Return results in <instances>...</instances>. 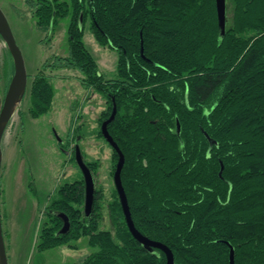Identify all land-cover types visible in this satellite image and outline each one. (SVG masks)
I'll return each instance as SVG.
<instances>
[{"label": "trees", "instance_id": "obj_1", "mask_svg": "<svg viewBox=\"0 0 264 264\" xmlns=\"http://www.w3.org/2000/svg\"><path fill=\"white\" fill-rule=\"evenodd\" d=\"M29 4L40 26L54 27L71 12L68 54L33 74L31 115L52 106L45 67L78 69L82 82L107 98L102 119L117 105L108 130L125 155L121 177L137 229L168 245L174 264H230L231 249L235 264H264V0H228L223 38L216 0ZM88 18L96 40L119 53L113 78L99 71L83 40ZM7 52L0 111L14 74ZM83 158L95 177L99 164ZM57 194L48 208L56 226L43 227L39 249L88 235L97 250L71 264H166L163 250H148L133 236L116 191L108 229L100 228L101 188L88 216L79 207L84 178L61 184Z\"/></svg>", "mask_w": 264, "mask_h": 264}, {"label": "rangeland", "instance_id": "obj_2", "mask_svg": "<svg viewBox=\"0 0 264 264\" xmlns=\"http://www.w3.org/2000/svg\"><path fill=\"white\" fill-rule=\"evenodd\" d=\"M0 6L22 51L27 71L32 75L28 77L25 96L2 140L0 202L8 264L79 262L97 250L89 243L88 235L48 249H39L38 243L44 226H56L48 208L51 209V202L57 198L59 186L84 178L72 156L75 143L87 161L99 164L94 179L96 188L103 191L104 218L100 228H110L108 205L114 201V192L117 195L118 192L114 182L117 161L113 160V146L101 130L105 120L101 114L109 103L101 92L82 82L78 69L45 67L54 88L52 106L48 112L32 116L28 88L33 74L42 69L46 61L52 62L53 57L68 54L71 12L58 18L54 27H47L38 25L29 0H0ZM229 16L227 10V24ZM83 40L96 59L99 71L106 78L115 77L119 53L96 40L89 18ZM8 59L7 45L0 36L2 96L7 84ZM79 207L83 215L85 197Z\"/></svg>", "mask_w": 264, "mask_h": 264}, {"label": "water", "instance_id": "obj_3", "mask_svg": "<svg viewBox=\"0 0 264 264\" xmlns=\"http://www.w3.org/2000/svg\"><path fill=\"white\" fill-rule=\"evenodd\" d=\"M216 10H217L218 28H219L220 37L223 38L226 33L227 0H216ZM80 21H82V17L80 18ZM0 36L5 41L14 62V74L9 83L8 89L6 91L3 100L2 108L0 111V177H1V167H2V159H3V149H2L3 136L13 114L15 113L19 104L21 103V101L25 96L28 85V77H29L22 51L19 45L17 44L12 28L1 6H0ZM116 113H117V105L114 101L112 112L110 116L103 121L101 130L104 137L118 153V161L116 164V169L114 171V182L119 195V199L121 202V206L123 209V213L128 228L133 234V236L145 248H147L148 250H153L156 247L164 250L167 253L166 264H174V254L171 251V249L161 241L152 239L144 235L141 231L137 229V227L134 224L128 198L121 177V172L125 163V155L108 130V125L111 121L114 120ZM177 132L178 133L180 132L179 123L177 125ZM210 141L211 143L214 142L213 139H210ZM76 160L84 176L85 215L88 216L91 214L94 208L96 186H95L94 175L91 169L89 168V166L87 165V163L85 162L81 149L78 145L76 146ZM0 196H1V190H0ZM61 216H63L64 218V225L61 228L60 232H64L68 229L69 224L67 217L64 216L63 214H61ZM0 264H8L5 237L3 231L1 202H0ZM230 264H235L233 249H231V253H230Z\"/></svg>", "mask_w": 264, "mask_h": 264}, {"label": "bare ground", "instance_id": "obj_4", "mask_svg": "<svg viewBox=\"0 0 264 264\" xmlns=\"http://www.w3.org/2000/svg\"><path fill=\"white\" fill-rule=\"evenodd\" d=\"M227 21V20H226ZM226 26H227V22H226ZM163 243V242H162ZM165 244V243H164ZM168 246V245H167ZM169 247V246H168ZM156 248V247H155ZM170 248V247H169ZM160 249V248H159ZM171 249V248H170ZM162 250V249H161ZM164 251V250H163ZM172 251V249H171ZM165 252V251H164ZM173 252V251H172ZM166 256H167V253L165 252ZM174 254V253H173ZM234 260H235V257H234Z\"/></svg>", "mask_w": 264, "mask_h": 264}, {"label": "flooded vegetation", "instance_id": "obj_5", "mask_svg": "<svg viewBox=\"0 0 264 264\" xmlns=\"http://www.w3.org/2000/svg\"><path fill=\"white\" fill-rule=\"evenodd\" d=\"M76 144V143H75ZM74 148V147H73ZM72 153H73V149H72Z\"/></svg>", "mask_w": 264, "mask_h": 264}, {"label": "crops", "instance_id": "obj_6", "mask_svg": "<svg viewBox=\"0 0 264 264\" xmlns=\"http://www.w3.org/2000/svg\"><path fill=\"white\" fill-rule=\"evenodd\" d=\"M5 235V234H4Z\"/></svg>", "mask_w": 264, "mask_h": 264}]
</instances>
